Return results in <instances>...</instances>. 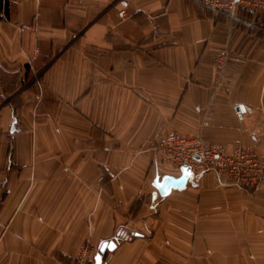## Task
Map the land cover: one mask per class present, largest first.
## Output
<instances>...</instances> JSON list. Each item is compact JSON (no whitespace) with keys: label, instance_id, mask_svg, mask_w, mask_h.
Segmentation results:
<instances>
[{"label":"crops","instance_id":"0c3cea01","mask_svg":"<svg viewBox=\"0 0 264 264\" xmlns=\"http://www.w3.org/2000/svg\"><path fill=\"white\" fill-rule=\"evenodd\" d=\"M7 1L0 264L94 260L112 239L105 264H264V182L208 166L154 186L182 174L156 149L170 133L264 158V10L249 25L195 0Z\"/></svg>","mask_w":264,"mask_h":264},{"label":"built area","instance_id":"2783aa9c","mask_svg":"<svg viewBox=\"0 0 264 264\" xmlns=\"http://www.w3.org/2000/svg\"><path fill=\"white\" fill-rule=\"evenodd\" d=\"M203 8L219 15H225L232 21L245 22L240 15L242 11L264 10V0H195ZM7 0H0V18H6ZM119 15L126 16L124 10ZM251 25V22H246ZM227 51L220 52L216 71L221 79L227 62ZM240 115L247 114L245 104H237ZM263 134V133H262ZM264 135V134H263ZM156 149L164 158L178 167L186 166L192 170H203L212 167L217 174L218 183L222 186H236L244 189H255L264 182V158L256 150L236 148L233 153L226 152L224 146L216 143H205L202 139L182 134H167L158 143ZM5 188L0 184V201ZM89 249L84 246L76 256V264H88ZM104 257L103 264L106 263Z\"/></svg>","mask_w":264,"mask_h":264},{"label":"water","instance_id":"95a60500","mask_svg":"<svg viewBox=\"0 0 264 264\" xmlns=\"http://www.w3.org/2000/svg\"><path fill=\"white\" fill-rule=\"evenodd\" d=\"M181 176L175 177L172 175H165L161 179L157 176L154 180V186L159 190L161 195L169 194L172 189L185 188L188 180L193 176V170L183 166L181 167ZM117 243L116 239L103 241L94 257V264H103L105 255L115 249Z\"/></svg>","mask_w":264,"mask_h":264},{"label":"rangeland","instance_id":"374dc122","mask_svg":"<svg viewBox=\"0 0 264 264\" xmlns=\"http://www.w3.org/2000/svg\"><path fill=\"white\" fill-rule=\"evenodd\" d=\"M209 11V10H208ZM211 12V11H210ZM213 13V12H212ZM215 14V13H214ZM219 15V14H218ZM240 15H242V17L243 18H245L247 21H249L250 22V17L247 15V13L245 12V11H242L241 13H240ZM171 163V162H170ZM171 164H173V165H175L176 167H178L175 163H171ZM84 246H87L88 247V249H89V253H91L90 251H91V248H90V246L89 245H84ZM72 264H76V260L74 259L73 261H72ZM88 264H93V260H91V257H90V255H89V262H88Z\"/></svg>","mask_w":264,"mask_h":264},{"label":"trees","instance_id":"16d2710c","mask_svg":"<svg viewBox=\"0 0 264 264\" xmlns=\"http://www.w3.org/2000/svg\"><path fill=\"white\" fill-rule=\"evenodd\" d=\"M7 8H8V1L6 3V13H7ZM250 13H248L247 15H249ZM93 264H94V260H93Z\"/></svg>","mask_w":264,"mask_h":264}]
</instances>
